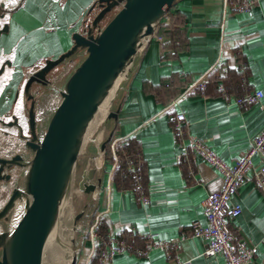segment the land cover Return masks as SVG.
Wrapping results in <instances>:
<instances>
[{
  "label": "crops",
  "instance_id": "crops-1",
  "mask_svg": "<svg viewBox=\"0 0 264 264\" xmlns=\"http://www.w3.org/2000/svg\"><path fill=\"white\" fill-rule=\"evenodd\" d=\"M4 1L10 11L0 18V28L7 25L0 35V66H4L0 116L8 118L23 110L22 89L28 74L71 46V35L82 29L95 0ZM223 10V0H177L160 23L162 30L158 27L144 47L124 90L113 138L119 146L130 139L138 145L150 202L141 204L130 189L121 190L113 181L107 188L112 163L106 160L102 185L91 197L93 210L100 213L99 231L104 221L105 232L129 229L156 239L180 240L195 222H206L202 201L219 188V173L191 152L184 153L168 113L182 112L187 133L230 165L263 128L264 0L249 12L223 14ZM171 21L184 28L177 35L185 41L179 47L165 34ZM66 66L71 67L60 65L53 70L54 85L62 82ZM203 73L208 79L204 93L186 91ZM219 84L226 88L228 99L220 93ZM255 90L263 92L260 100L244 107L236 103V97ZM55 97L50 96L49 102ZM0 140L6 143L7 137L0 135ZM232 201L241 206L232 230L253 251L248 264H264V194L249 174ZM85 230L76 238L75 264H89L90 241ZM134 242L144 244L138 239ZM206 246L203 238H187L180 240L178 254L191 258V264H225L220 254L203 256ZM171 258L156 248L146 255L118 254L110 264H173Z\"/></svg>",
  "mask_w": 264,
  "mask_h": 264
},
{
  "label": "water",
  "instance_id": "water-1",
  "mask_svg": "<svg viewBox=\"0 0 264 264\" xmlns=\"http://www.w3.org/2000/svg\"><path fill=\"white\" fill-rule=\"evenodd\" d=\"M176 1L95 0L82 29L71 35V46L58 57L32 66L35 68L22 89L23 110L12 112L8 118L0 116V135L7 137L6 143L0 140V197L3 188L9 189L0 206V224H7L17 200L23 204L13 229L0 231V264H44L45 245L55 230L63 200L71 188L89 123L120 78L115 92L117 95L119 89L118 98L105 118L111 121L112 128L104 140L92 139L96 149L88 160L93 166L84 169L78 184L85 194L96 196L102 185L100 170L105 166L102 155L106 154L113 137L127 82L147 42ZM9 11L1 0L0 18ZM6 31L5 24L0 28V35ZM67 64L73 65L54 90L58 100L40 127L37 117L42 103L40 97L54 85L53 70ZM3 70L2 65L0 74ZM83 212L84 208L76 214L72 210V231L62 243L65 254L70 257L69 264L76 261V234Z\"/></svg>",
  "mask_w": 264,
  "mask_h": 264
},
{
  "label": "built area",
  "instance_id": "built-area-1",
  "mask_svg": "<svg viewBox=\"0 0 264 264\" xmlns=\"http://www.w3.org/2000/svg\"><path fill=\"white\" fill-rule=\"evenodd\" d=\"M259 1L223 0V14H226L229 10L233 12H249ZM168 22L167 20L166 23ZM206 81V73L200 74L187 86L186 91L203 94L206 88ZM218 89L226 99L230 97L223 84H219ZM262 96L263 92L261 90L246 91L241 96L236 97L235 101L239 106L244 107L257 102ZM55 105L56 103L54 102L49 104L47 110H52ZM43 112V110L39 111L38 109V119L44 116ZM40 113L43 114L39 115ZM167 119L174 128L178 143L184 147V153L191 152L194 157L204 160L219 173L221 180L219 188L208 192L206 198L202 201L206 222L204 224L195 222L188 234L186 236L182 235L180 240L203 238L207 241V246L202 252L203 256L214 257L220 254L225 264H248L253 258V251L232 230L233 219L241 213V206L233 202L232 197L248 174L256 188L264 194V126L253 138L243 154L234 164L230 165L217 156L201 139L187 133L184 124L185 116L182 112L168 113ZM117 147H119L118 139L113 138L107 148L110 150L113 158V170L120 162ZM255 158H258L256 163ZM141 164L142 161L139 160L137 164H134L131 159L127 160V165L131 169H138L141 167ZM111 170L107 175V188L110 187L112 181L111 173L113 172ZM131 192L141 204H148L150 202L139 173L134 174ZM99 215L100 213L98 212L94 213L85 230L87 238L90 241L89 264L94 257H96L98 264H110L114 256L118 254L132 253L146 255L151 249L156 248L164 250L171 256L173 264H191V258L182 259L178 254L180 240L156 239L136 232L146 238L144 244L139 246L134 241H128L120 237V233L100 232L98 230L100 224ZM130 231L135 232L133 230Z\"/></svg>",
  "mask_w": 264,
  "mask_h": 264
},
{
  "label": "bare ground",
  "instance_id": "bare-ground-1",
  "mask_svg": "<svg viewBox=\"0 0 264 264\" xmlns=\"http://www.w3.org/2000/svg\"><path fill=\"white\" fill-rule=\"evenodd\" d=\"M119 79L113 85L106 98L98 106L87 128L84 138V143H87L92 139L100 141L104 137L105 133L104 130L101 128V126L103 125L105 118L110 110L111 101L116 92ZM48 105H49V101L44 100L39 107V111L44 110L45 108L48 107ZM71 191L72 189L70 188L68 190L66 197L63 200L59 212V219L57 225L55 227L54 232L51 233L45 245V251L43 255L44 264H69L70 262V257H67V255L65 254L62 248L63 245L62 243L64 239L67 237V235L69 236V233L72 231L71 225L73 221V214H72V209L70 207ZM22 206H23L22 201L17 200L15 202V205L12 208L11 213L9 215V219L7 221L10 224L9 229L6 230L4 227L5 225L0 224V231L6 230L7 232H9L13 229L23 210ZM78 227L79 224L77 225L76 228Z\"/></svg>",
  "mask_w": 264,
  "mask_h": 264
},
{
  "label": "rangeland",
  "instance_id": "rangeland-1",
  "mask_svg": "<svg viewBox=\"0 0 264 264\" xmlns=\"http://www.w3.org/2000/svg\"><path fill=\"white\" fill-rule=\"evenodd\" d=\"M108 17V16H107ZM109 18V17H108ZM107 20V19H106ZM81 57V56H78ZM73 65V64H72ZM72 65L70 64V66L72 67ZM70 67V69H71ZM65 70H63V72H66V74L70 71V69H67V66L64 67ZM68 70V71H66ZM57 84V83H56ZM60 86V83L58 85H53V87L45 89V91L43 92V94L40 97V103L43 102L44 100H48L50 101L49 97L50 96H55L54 95V90ZM119 95V89L117 92V95L115 94V97L113 99V101L111 102L110 105V110L115 106V102L118 98ZM58 98L55 97V99L53 100L54 103L55 101H57ZM52 101V102H53ZM44 112V116H42L39 120L40 127L44 125L46 119L48 118L51 109L45 108L43 110ZM43 113H40L39 115H42ZM101 128L104 130V137L102 138V140H104L107 137V134L109 133L110 129L112 128V123L111 121H104L103 125L101 126ZM113 138H111V140L108 142V145L110 144V142L112 141ZM107 145V146H108ZM95 145L93 144V140H90L89 142L85 143V145L83 146L81 153L78 156L76 165H75V169H74V174H73V179H72V183H71V201H70V205L72 207L73 213L76 214L78 213V211L81 208H84V212L83 215L80 219V227L77 229V234H76V238L78 237V235L82 232H84V230L87 228L91 218L94 216V213H96V211H94V201L92 200V198L90 196H88L87 194H85L83 191H81L78 187L79 181L81 179V175L82 172L84 171V169H86V167H92L93 164L92 162H90L88 160V156L91 154H94L95 152ZM102 159L105 162V153H103L102 155ZM106 160L108 161V155L106 152ZM104 171L103 168L100 170V172ZM7 185L9 186V188L11 187L10 183H7ZM3 188V187H1ZM8 190L9 189H5L3 188V193L1 194L2 196L0 197V206H2V204L4 203L6 196L8 195ZM6 191V192H5ZM3 225H5V229H9L10 224L9 222H7V224L3 223Z\"/></svg>",
  "mask_w": 264,
  "mask_h": 264
},
{
  "label": "trees",
  "instance_id": "trees-1",
  "mask_svg": "<svg viewBox=\"0 0 264 264\" xmlns=\"http://www.w3.org/2000/svg\"><path fill=\"white\" fill-rule=\"evenodd\" d=\"M173 23H174V21L173 22L171 21L170 24H173ZM159 28L162 30L161 26ZM166 29H167V31L165 32V34H168L170 36V39H171L172 43L175 45V47H179L180 45H182V43L184 44L185 41L180 40L177 37L178 33L182 34L181 29H184V28L175 27L173 24V25H170L169 27H167ZM178 44H179V46H178ZM165 57H166V54H165ZM207 82H208V79L206 81V84H207ZM117 154L119 156L120 162L116 165V167L112 173L113 184H116V186L121 190H126V189L131 190V188L133 187L134 174L139 173L141 180H142V183L145 187L144 160L140 154V150H139L138 145L132 139H130L128 141V143L117 147ZM107 155H108V161L112 163L113 158L111 156L109 149H107ZM128 159L133 160L134 164H137L138 160L142 161L141 167L138 169L129 168L127 165ZM105 160H106V154H105ZM101 230H102V232H105L104 231L105 230L104 221L101 222ZM120 237H122L128 241H136L137 239L141 240L142 242L146 241V238L143 235H139L136 232H131L128 229H126V230L122 229L120 231ZM90 264H98L96 257L91 259Z\"/></svg>",
  "mask_w": 264,
  "mask_h": 264
},
{
  "label": "flooded vegetation",
  "instance_id": "flooded-vegetation-1",
  "mask_svg": "<svg viewBox=\"0 0 264 264\" xmlns=\"http://www.w3.org/2000/svg\"><path fill=\"white\" fill-rule=\"evenodd\" d=\"M1 190V189H0ZM6 192V191H5ZM9 192V191H8ZM7 197V196H6Z\"/></svg>",
  "mask_w": 264,
  "mask_h": 264
}]
</instances>
